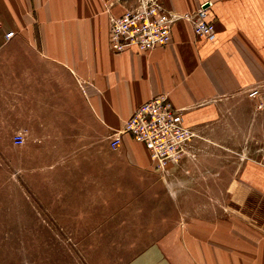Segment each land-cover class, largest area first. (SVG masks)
Listing matches in <instances>:
<instances>
[{"label":"crops","instance_id":"0c3cea01","mask_svg":"<svg viewBox=\"0 0 264 264\" xmlns=\"http://www.w3.org/2000/svg\"><path fill=\"white\" fill-rule=\"evenodd\" d=\"M162 1L178 13L209 2L214 38L196 35L180 18L169 44L114 52L110 16L123 13L120 2L0 0L9 108H87L106 137L142 103L166 93L198 132L190 144L194 156L167 172L177 188L199 171L208 180L192 188L217 200L185 202L201 210L185 222L183 247L172 248L167 242L182 238L167 231L127 264H264V0ZM9 30L15 34L6 39ZM116 150L98 153L100 170L115 156L130 170L154 172L148 149L129 133ZM175 187L173 195L189 192Z\"/></svg>","mask_w":264,"mask_h":264},{"label":"rangeland","instance_id":"374dc122","mask_svg":"<svg viewBox=\"0 0 264 264\" xmlns=\"http://www.w3.org/2000/svg\"><path fill=\"white\" fill-rule=\"evenodd\" d=\"M8 58L0 50V264H127L167 231L183 247L201 210L185 202L217 200L192 188L208 178L198 171L176 188L167 171L140 174L115 156L100 170L116 130L104 137L87 108H9Z\"/></svg>","mask_w":264,"mask_h":264},{"label":"built area","instance_id":"2783aa9c","mask_svg":"<svg viewBox=\"0 0 264 264\" xmlns=\"http://www.w3.org/2000/svg\"><path fill=\"white\" fill-rule=\"evenodd\" d=\"M116 1L123 4L124 10L121 15L110 17V46L114 52H123L131 46L144 52L169 44L172 26L180 18L192 24L196 35L215 36L216 24L208 19L207 1L196 10L184 13L167 9L162 0ZM14 34V30L7 31L6 39ZM258 92L259 87H254L250 94L255 96ZM124 133L146 146L154 168L160 172H166L170 165H179L186 156H194L190 144L198 134L194 127L184 123L182 110L172 104L166 93L153 95L134 110L122 128L110 137L112 149L121 145ZM24 140V134L18 133L16 141L23 143Z\"/></svg>","mask_w":264,"mask_h":264}]
</instances>
